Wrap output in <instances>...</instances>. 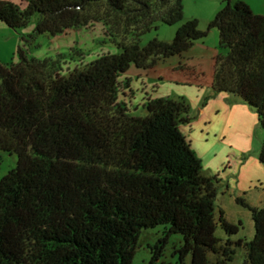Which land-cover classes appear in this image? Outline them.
Segmentation results:
<instances>
[{
	"label": "trees",
	"instance_id": "1",
	"mask_svg": "<svg viewBox=\"0 0 264 264\" xmlns=\"http://www.w3.org/2000/svg\"><path fill=\"white\" fill-rule=\"evenodd\" d=\"M35 14L17 62H0V151L17 155L0 178V264H132L142 230L158 225L166 233L148 264L161 258L173 233L182 236L181 261L190 255V264H227L242 246L244 264H264V207L237 198L252 214L250 241L230 239L238 225L221 209L215 219V178L203 174L178 128L191 120L185 99H147L139 116L121 96L131 64L150 68L207 34L192 18L170 42L139 44L159 22L183 20L182 0H0V22L15 31ZM96 22L117 52L89 60L81 52L70 60L28 56L25 44L36 36ZM211 28L226 49L215 59L213 91L253 107L264 129V15L228 0ZM128 31L131 41L120 38ZM259 160L264 167V139ZM218 223L229 237L223 243Z\"/></svg>",
	"mask_w": 264,
	"mask_h": 264
},
{
	"label": "rangeland",
	"instance_id": "2",
	"mask_svg": "<svg viewBox=\"0 0 264 264\" xmlns=\"http://www.w3.org/2000/svg\"><path fill=\"white\" fill-rule=\"evenodd\" d=\"M228 0H182L184 18L176 24L159 22L140 36L141 46L153 38L160 41H172L178 26L185 20L196 19L198 29L207 34L195 40L192 46L180 55L160 58L154 66L146 69L137 68L131 64L124 78L129 81L136 103L133 114L143 116L146 111L142 104L147 99L170 96H182L190 106V122L178 124L179 130L185 136L191 149L200 160L203 174L215 178V219L218 220L219 209L227 221L238 225V232L230 235L232 241L242 239L250 241L255 233L251 211L238 203L237 198H243L253 207H264V167L259 160L261 145L264 139L262 128L256 110L248 106L238 97L217 95L211 90V80L215 59L225 55L226 49L219 45V32L216 28L207 29L209 21L227 3ZM245 2L252 12L264 15V0H229ZM33 15L29 24L37 20ZM103 25L96 22L94 27L73 30L69 35H38L25 44L29 57L48 56L58 48L74 46L73 39L79 35L87 36L94 41V46L111 45L117 52L114 43L102 35ZM25 36L21 29L9 28L0 22V62H17L16 50L21 45V37ZM120 38L131 41L132 32ZM90 40V39H87ZM90 42V41H89ZM90 50V48H87ZM87 51V50H86ZM65 55L70 60L77 59L78 52L71 49ZM85 52V51H84ZM61 53H56L58 56ZM90 58L91 56L88 55ZM123 96V95H121ZM221 100V101H219ZM219 101V102H218ZM206 110L205 119L198 115L200 108ZM0 178L16 166L17 155L0 151ZM165 225L142 230L132 264H148L152 257V247L164 237ZM215 235L222 243L229 238L218 223ZM182 244L180 234H170L160 259L152 264H190L191 257L187 255L182 261L177 252ZM233 259L227 264H244L246 250L242 246H234ZM210 260L214 254H208Z\"/></svg>",
	"mask_w": 264,
	"mask_h": 264
},
{
	"label": "crops",
	"instance_id": "3",
	"mask_svg": "<svg viewBox=\"0 0 264 264\" xmlns=\"http://www.w3.org/2000/svg\"><path fill=\"white\" fill-rule=\"evenodd\" d=\"M34 26H35V22L34 23H31V24H29L26 28H24V29H22V32L24 33V35H27V34H29V33H31L32 32V30H33V28H34ZM95 26V23L94 24H92V25H89V26H87V27H80V28H77V29H69V30H67L65 33H62V34H59V35H64V36H67V35H69L70 34V32L71 31H73V30H78V29H81V28H91V27H94ZM45 36H46V34H44ZM55 36H58V35H55ZM55 36H52V38H54ZM104 37H105V34H104V27L102 28V35H101V37L99 38V39H103V41L105 40L104 39ZM87 39H90V40H87ZM90 41V42H89ZM94 39H91V38H89V37H87V36H84V35H79L78 37H74V39H73V43H74V46H72V45H69V47L68 48H63V49H61V48H58V49H56L55 51H52L51 52V54H49L48 56H44V57H54L55 56V54L56 53H62V54H65L66 53V51H68V53L70 54V50L71 49H74V50H78V53L79 52H81V53H84L83 55H84V58H85V60H89V59H91L88 55H91V54H94V53H100V52H105V51H108V50H110V49H113V47L109 44V45H107V46H94ZM96 43L98 42V40H96L95 41ZM87 48H90V50L89 49H87ZM87 50V51H86ZM85 51V52H84ZM112 51H114V49L112 50ZM38 58H43L42 56H37ZM214 69V68H213ZM213 75V74H212ZM212 81V80H211ZM127 82H128V88H126L124 91L127 93V95H123V99L126 101V102H131V107H132V109H136V103L133 101V99H134V96H133V92H132V90H131V88H130V84H129V81L127 80ZM211 90L213 91V89H212V82H211ZM213 93H215L214 91H213ZM215 94H217V95H224V94H221V93H215ZM129 95H131V96H129ZM225 96V95H224ZM227 96V95H226ZM168 97H170V96H168ZM178 97H180V95L178 96ZM230 97H232V96H230ZM219 101H221V100H219ZM218 101V102H219ZM142 106H143V104H142ZM198 115H199V117L200 118H202V119H205V116H206V110L202 107V108H200L199 110H198Z\"/></svg>",
	"mask_w": 264,
	"mask_h": 264
}]
</instances>
